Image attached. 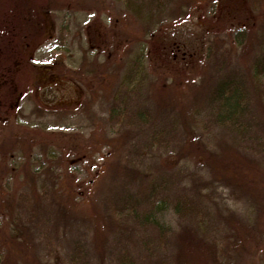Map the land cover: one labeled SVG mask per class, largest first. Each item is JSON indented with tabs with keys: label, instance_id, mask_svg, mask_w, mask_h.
Wrapping results in <instances>:
<instances>
[{
	"label": "rangeland",
	"instance_id": "1",
	"mask_svg": "<svg viewBox=\"0 0 264 264\" xmlns=\"http://www.w3.org/2000/svg\"><path fill=\"white\" fill-rule=\"evenodd\" d=\"M50 1L0 0V158L7 149L2 181L11 205L5 204L0 229L11 238L17 225L28 228V256L15 250L18 264L34 259L116 264L109 252L126 233L134 241L128 240L126 249L139 263L181 264L177 258L183 252L182 264H264V94L253 99L247 114L249 132L259 144L254 139L247 147L230 128L213 125L208 98L219 78H249L264 55V0H143L141 17L118 0H79L75 9L53 7ZM241 27L247 35L243 45L233 41ZM29 30L38 37L23 38ZM141 53L140 94L150 107L160 106L158 125L162 122L165 131L155 144L151 127L139 140L125 136L132 125L122 129L109 121L113 87ZM96 60L105 70L104 82L88 108L77 110L73 104L82 85L62 75L91 77ZM167 71L180 77L166 78ZM67 104H72L69 111L60 109ZM52 132L62 135L47 137ZM78 147L82 160L75 155ZM122 158L149 177L148 186L170 175L173 184L164 195L179 191L194 197L197 220L184 222L170 209L166 220L173 232L161 241L131 218L116 216L126 193L117 176ZM250 159L256 168L246 167ZM65 165L91 184L89 198L82 192L70 198L57 178ZM59 188L69 208L66 219L33 206L37 196L53 204V190ZM23 198L25 203L19 201ZM186 228L194 237L190 233L180 242ZM199 240L203 247L194 249L190 244ZM143 241L150 242L149 249ZM84 249L88 255L82 259Z\"/></svg>",
	"mask_w": 264,
	"mask_h": 264
},
{
	"label": "trees",
	"instance_id": "2",
	"mask_svg": "<svg viewBox=\"0 0 264 264\" xmlns=\"http://www.w3.org/2000/svg\"><path fill=\"white\" fill-rule=\"evenodd\" d=\"M125 5H127V8L131 11L134 10L139 17H141V8H144L142 3L143 0H118ZM157 1V0H156ZM79 0H51L50 4L53 5V7L57 8H76L78 7ZM138 3L141 5H138ZM139 6V7H138ZM144 14V11H143ZM147 17H151V14ZM64 28V29H63ZM29 29V28H28ZM27 29V30H28ZM68 29V22L63 25L62 27V34ZM29 34L23 35V38L26 37V39L29 38H37V33H32L31 30L28 32ZM246 29L244 27L239 28V30L235 31L234 33V39L233 41H237L239 45H243L246 40ZM63 39V38H60ZM150 40H148L149 43ZM262 41V40H261ZM152 44V40L150 42ZM153 45V44H152ZM264 45L263 41L261 43L260 50L262 49V46ZM116 58H119V54H115ZM144 54H140L136 59H134L127 67V73L124 72V77L119 84L115 85L113 87L114 91L111 96L110 102V108H109V114H110V122L113 124H119L123 127H128L125 124H130L134 129L131 128V130L126 133L125 136H140L142 140V135L147 134L146 128L151 127V129H154V133L151 134L154 141L152 144H155V142L160 143L162 133L165 132L164 128L162 127V122L160 125H158L159 118L161 119L159 107L160 106H153L150 107V105L146 104L145 98L142 97L144 94H140V90H142V86H138L139 84V75L143 74L145 71H143L145 68L143 66L144 62ZM163 63V62H162ZM170 68L172 69V63L169 62ZM163 66V64H161ZM224 64L221 63V66L218 69V72H220L223 68ZM94 67H96L94 74L89 77L91 74L87 71L89 75H84L82 72H79V75H76L78 73L68 72L62 75L65 78H69L70 80L78 83H81V87H78L79 89V98L78 102L73 104V106L76 107L77 110L81 109L82 107L88 108L91 100L94 101L95 96L98 95V87L101 83L104 82V76L103 70L100 65H98V61L96 60ZM92 72V71H91ZM168 72V71H167ZM153 73V71H152ZM171 73L175 77H180L177 71L168 72L166 75L167 77H170ZM144 77L146 75H143ZM84 85V86H83ZM85 87L88 90V94L86 95ZM136 87V88H135ZM86 91V92H85ZM85 92V93H84ZM264 94V55L260 56L256 63H255V69L254 72L249 78H241L237 75L235 76H223L219 78L211 92V96H208L210 99V111L211 116L213 117V125L215 124L216 127H228L230 128L234 133L236 138H240L239 141L242 143V146H246V141H254V139L258 140L259 144V137H257L255 132L251 134L249 132L250 130V123L249 118L247 116L248 113H250L251 110V102L253 99H259L257 96H261ZM143 101V102H142ZM258 101V100H257ZM93 104V103H92ZM261 103L259 101L257 102V105L260 106ZM68 106L66 108H60L64 109L63 111L67 112L71 108L72 104H67ZM61 107V106H58ZM57 107V108H58ZM163 113V112H162ZM247 116V117H246ZM164 117V115H163ZM166 119H163L162 121H165ZM157 131H156V129ZM49 134V135H48ZM252 136H251V135ZM62 134H56V132L47 133V137L51 138V136H61ZM46 136V135H45ZM135 136V137H136ZM58 139V138H56ZM64 139V138H63ZM69 139H71L69 137ZM88 143V140H87ZM86 144V141L81 143V145ZM80 145V144H79ZM80 147V146H79ZM78 148H75V155L77 159L82 160L84 159V154L82 151ZM73 149H68L67 153H69ZM31 152V149L28 151ZM7 153L8 150H4V155L0 158V215H4V207L6 204V208L8 209L9 202L6 201V189L5 184L2 181V178L4 176L5 171L8 169L9 165H7ZM66 154L62 157L65 160ZM139 157H141L138 154ZM137 156V157H138ZM55 157V156H54ZM38 158V157H37ZM136 159V157L134 158ZM130 160V159H128ZM244 160V159H243ZM248 161V163L244 162L246 164L247 168H256L257 163L252 161ZM122 161L120 166L117 168L118 171V179L120 180V185L123 186V188H126L124 198L122 197V203L119 206V211L117 210L116 216H126L128 218H131L133 220V224L137 227H142L144 231L147 233V231H151V233H154L155 236L160 238L161 241L168 240L169 233H172L171 226L166 220V215L168 211L171 209L176 215H178L181 219L184 220V222H194L197 220V217L200 216V210H199V204L198 201L187 194L186 192H179V191H173L174 196L169 197L164 195L169 192L170 185L173 184V178L170 179V175L168 176V180L163 179L162 181L156 177V179L152 180L150 186L149 183H145L148 181L149 177L147 174H143V171L141 172L138 167L135 165L128 166L129 161L126 162L124 158H122ZM137 160H134L136 162ZM124 163V164H123ZM126 164V165H125ZM259 164V161H258ZM45 165V164H44ZM40 163V168L44 167ZM42 166V167H41ZM63 172V170H62ZM152 179L157 176L152 173H149ZM58 179L62 180L65 184L66 189H69V196L70 198L76 196L77 194L84 195L86 198H89L90 196V186L91 184H88L87 182H82V180L78 177V174L74 172L73 169L68 170L67 165H65V172L58 174ZM169 186V187H168ZM138 188V189H137ZM134 190V192L132 190ZM200 199L203 198L201 195V191L199 192ZM53 196H54V202L53 204L49 203L50 201L48 198H46L47 202L43 201L42 198L37 196V202H34L36 204H33V206H39V209H44L47 213L49 210L51 213H56V219H66L69 215V208L65 204L66 201H64V195L62 194L61 189L53 190ZM166 196V197H165ZM68 197V195H67ZM69 198V197H68ZM20 202L25 203V198L20 199ZM6 209V210H7ZM43 210V211H44ZM48 211V212H49ZM118 220V218H117ZM116 221V219H115ZM117 225V222H116ZM118 229V228H117ZM125 229H127V226H125ZM141 229V228H140ZM15 233H10L11 237L8 236L6 233H2L0 229V244L3 245V248H0V264H18V259L15 257V250L18 251L17 253H22L25 255V253L28 256V245L25 242L28 241V238L31 236L29 233L28 228L26 229L24 224H19L14 229ZM194 230L185 229L182 233L178 235L180 242L186 241V238H190V233H192V237H194ZM153 235V234H152ZM116 243L114 244V247H112L111 251L109 253L110 257L115 260L116 264H145V263H139L137 261L136 256H134L128 248L130 242H134L132 239V235L129 233H126V235L123 237H118ZM22 242H21V241ZM21 242V243H19ZM144 242V248L149 249L150 242L143 241ZM10 243V245H9ZM166 244V242H163ZM194 244H190L191 246L194 245V249H198L202 246V241H194ZM12 244V245H11ZM77 245H80L77 243ZM122 245V246H121ZM86 247V246H85ZM183 247V245H182ZM215 247V245H214ZM5 248V249H4ZM75 249V248H74ZM100 249V248H99ZM122 251H121V250ZM8 250V251H7ZM119 250V251H118ZM83 251V249H81ZM98 255L101 256L102 253L98 249ZM108 253V254H109ZM82 259L87 257L86 250L84 249V252H81L79 254ZM181 255V256H180ZM22 256V255H21ZM26 256V257H27ZM78 256V255H77ZM91 256V253L89 252V257ZM184 255L183 252L179 254L177 261L182 264L184 261ZM88 257V258H89ZM183 260V261H182ZM182 261V262H181ZM39 260L36 259L30 260L29 264H39ZM89 262V261H88ZM87 262V264H89ZM147 264V263H146ZM153 264V263H151Z\"/></svg>",
	"mask_w": 264,
	"mask_h": 264
}]
</instances>
